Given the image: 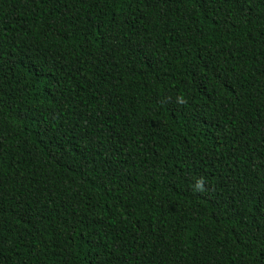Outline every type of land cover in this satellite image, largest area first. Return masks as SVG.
<instances>
[{
    "label": "trees",
    "instance_id": "16d2710c",
    "mask_svg": "<svg viewBox=\"0 0 264 264\" xmlns=\"http://www.w3.org/2000/svg\"><path fill=\"white\" fill-rule=\"evenodd\" d=\"M0 264H264V0H0Z\"/></svg>",
    "mask_w": 264,
    "mask_h": 264
}]
</instances>
